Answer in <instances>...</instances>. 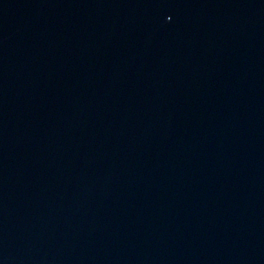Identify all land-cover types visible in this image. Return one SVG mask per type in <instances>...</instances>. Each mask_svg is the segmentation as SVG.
Listing matches in <instances>:
<instances>
[{"label": "water", "instance_id": "obj_1", "mask_svg": "<svg viewBox=\"0 0 264 264\" xmlns=\"http://www.w3.org/2000/svg\"><path fill=\"white\" fill-rule=\"evenodd\" d=\"M0 264H264V0H0Z\"/></svg>", "mask_w": 264, "mask_h": 264}]
</instances>
